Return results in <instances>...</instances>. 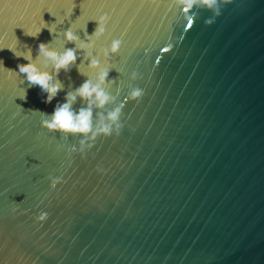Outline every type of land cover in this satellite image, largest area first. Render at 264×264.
I'll list each match as a JSON object with an SVG mask.
<instances>
[{"label": "water", "instance_id": "1", "mask_svg": "<svg viewBox=\"0 0 264 264\" xmlns=\"http://www.w3.org/2000/svg\"><path fill=\"white\" fill-rule=\"evenodd\" d=\"M215 10L0 0V264H264V0ZM101 16L105 35L89 38ZM43 27L38 39L25 34ZM69 28L77 44L65 43ZM114 40L119 53L106 57ZM41 42L75 52L68 75H52ZM29 62L60 85L47 106L18 73ZM101 70L110 100L93 106V124L123 104V127L81 157L79 138L41 123ZM133 88L139 103L127 100ZM50 178L62 183L52 189Z\"/></svg>", "mask_w": 264, "mask_h": 264}, {"label": "clouds", "instance_id": "2", "mask_svg": "<svg viewBox=\"0 0 264 264\" xmlns=\"http://www.w3.org/2000/svg\"><path fill=\"white\" fill-rule=\"evenodd\" d=\"M180 4L183 5L187 10H191L195 4L199 3L203 9L214 12L215 15L219 16L220 13L216 11V5L220 0H179ZM234 0H223L226 5L233 4ZM151 3L155 4L156 0H151ZM96 28L93 33L89 36L85 29L84 35L95 37L99 39L105 35V25L108 22L106 16H101L98 20H95ZM195 22V21H194ZM193 22V23H194ZM213 21H206V26H211ZM46 24V23H45ZM43 27L37 30L36 33H25L27 36L38 39ZM50 34L52 31L48 29ZM65 43L77 44L79 42V37L74 35L71 28L64 32ZM122 46L120 40H114L111 43L110 49H108L104 55L108 57L116 56ZM86 47L90 48L91 45L79 44V49L85 51ZM11 50V49H10ZM39 54L45 58L46 61H51L52 75L59 77L61 72L68 75L72 66L77 62V56L72 49L64 51L63 54H57L54 50L50 49L47 43L41 42L38 45ZM12 51V50H11ZM16 56V54L14 53ZM87 55V52H86ZM17 58L21 56H16ZM30 59L29 57H24ZM18 73L26 74V80L30 85L39 86L43 92L42 103L45 106L51 104L53 100L57 97L59 91L61 90L58 83L54 84L51 82L50 75L47 71H40V69L34 63L18 64ZM88 68L90 70H96L99 68L98 61L90 59L88 63ZM11 71V70H9ZM109 72L106 70H101L98 73L99 83L93 85L90 81L85 80V82L75 90L74 93L67 94L65 96V102L62 104H57L50 116L46 115L41 123V127L49 134H59L65 139L68 138H79V155L83 157L86 149H90L96 140L100 137L109 138L113 134L119 136L123 125L121 124L123 104L120 107L113 109L109 112L106 118H101L98 125L93 124V106L96 109L102 110L109 102L110 97L103 91L101 85L105 82H111L108 79ZM133 80L138 78L137 73H133ZM144 96V91L140 88H133L128 94L127 100L131 102L139 103ZM26 98V94L25 97ZM79 98L87 107H82L79 110H75L73 105ZM77 149L75 147L69 150V154L76 153ZM51 179V178H50ZM62 183V178L51 179V187L55 189L57 185ZM47 213H40L36 218V222L43 224L47 220Z\"/></svg>", "mask_w": 264, "mask_h": 264}, {"label": "snow or ice", "instance_id": "3", "mask_svg": "<svg viewBox=\"0 0 264 264\" xmlns=\"http://www.w3.org/2000/svg\"><path fill=\"white\" fill-rule=\"evenodd\" d=\"M165 51H167V49H164Z\"/></svg>", "mask_w": 264, "mask_h": 264}]
</instances>
